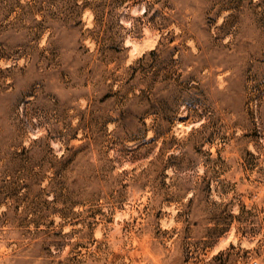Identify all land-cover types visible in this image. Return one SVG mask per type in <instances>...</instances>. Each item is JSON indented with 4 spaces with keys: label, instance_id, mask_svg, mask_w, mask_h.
<instances>
[{
    "label": "rangeland",
    "instance_id": "1",
    "mask_svg": "<svg viewBox=\"0 0 264 264\" xmlns=\"http://www.w3.org/2000/svg\"><path fill=\"white\" fill-rule=\"evenodd\" d=\"M264 264V0H0V264Z\"/></svg>",
    "mask_w": 264,
    "mask_h": 264
},
{
    "label": "built area",
    "instance_id": "2",
    "mask_svg": "<svg viewBox=\"0 0 264 264\" xmlns=\"http://www.w3.org/2000/svg\"><path fill=\"white\" fill-rule=\"evenodd\" d=\"M250 264H261V263L259 261L254 260Z\"/></svg>",
    "mask_w": 264,
    "mask_h": 264
}]
</instances>
